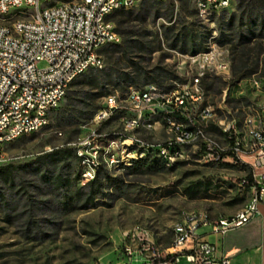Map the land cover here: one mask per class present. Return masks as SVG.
I'll use <instances>...</instances> for the list:
<instances>
[{
    "label": "rangeland",
    "instance_id": "374dc122",
    "mask_svg": "<svg viewBox=\"0 0 264 264\" xmlns=\"http://www.w3.org/2000/svg\"><path fill=\"white\" fill-rule=\"evenodd\" d=\"M56 1L68 0H52V3ZM142 1L133 9H138ZM160 11L167 15L165 5L160 7ZM235 15H239L237 0L232 8L209 18L198 14L192 0H180L175 4L172 22L166 21L165 16L149 17L147 32L151 39H160L161 48L149 60L140 63L147 71L159 68L172 73V79L166 85L188 83L197 75L196 65L189 60L191 54L169 48V42L162 34L163 27L173 23L178 25L181 20L185 25H196L209 33L207 43L199 52L207 50L213 43L226 51L230 72L216 74L206 71L202 76L204 105L210 106L213 115L201 124L206 136L214 139L221 150L218 153L206 151L197 141L195 144L199 145L186 144L184 158L172 164H167L154 149L149 156L133 165L112 168L108 170V177L102 180L103 188L96 197L98 206L95 207L83 208L81 202L65 206L69 196L62 195L57 187H51L48 194L37 199H59L62 209L55 218L37 215L35 219L40 221L43 216L46 220L54 219L53 225L43 220L38 223L41 226L28 231L25 220L8 218L0 213V264H118L125 256V246L132 244L138 247L144 238L154 242L163 259L173 245L175 223L182 221L188 213L206 211L213 215L219 210L222 214H231L248 203V188L243 180L248 178L252 158L244 124L249 115L256 121L264 119V76L262 64L255 73L244 78H240V72L233 74V67L238 68L240 52L246 49L251 60L244 72L253 69L259 49L263 51L260 57L264 56V34L259 36L260 28L256 26L254 34L247 32L252 39L241 44V27L236 18L223 37L221 25L230 23ZM20 16L17 13L11 15V20ZM0 22H3L1 16ZM100 55L105 66L108 61L106 52L101 51ZM39 66L44 67L45 63ZM92 69L96 68L79 76L68 91V95L74 94L81 102L68 106L67 96L50 112L46 127L6 147V160L0 165L28 163L39 154L70 147L75 151L67 159L71 163V184L73 189L82 186L79 180L76 184L74 182L81 168L72 143L88 133L91 126L88 112L100 106L107 95L117 94L124 98L131 88H136L120 90L98 82L88 84ZM155 119L157 117L152 122ZM228 125L230 129L226 130ZM119 130L122 126L118 119L100 128L106 135ZM127 135H134L155 146L169 137L167 129L159 124ZM234 141L239 144L237 149ZM26 180L31 181L32 178L28 176ZM136 229V239L131 241L126 233L134 234Z\"/></svg>",
    "mask_w": 264,
    "mask_h": 264
},
{
    "label": "built area",
    "instance_id": "2783aa9c",
    "mask_svg": "<svg viewBox=\"0 0 264 264\" xmlns=\"http://www.w3.org/2000/svg\"><path fill=\"white\" fill-rule=\"evenodd\" d=\"M142 0H0V163L6 147L17 139L41 131L50 112L66 98L73 82L91 68L103 67L101 50L121 37L110 19L118 10L134 8ZM174 2L180 0H160ZM235 0H192L198 14L209 18L232 8ZM20 14L11 20V15ZM197 75L188 83L166 89L154 83L131 88L124 98L109 94L90 120L85 137L73 142L80 165L82 185L93 181L100 168L110 170L135 162L157 150L167 164L185 156V145L197 141L206 151L219 152L220 145L206 136L201 124L213 113L204 105L202 76L206 71L228 74L226 51L216 43L207 50L189 55ZM45 63L40 67V63ZM153 122L152 120L156 118ZM118 119L122 130L109 135L100 128ZM159 124L167 129L168 140L157 146L134 135L140 128ZM247 146L252 158L253 181L248 203L229 215L213 217L206 211L188 213L174 225V242L161 259L154 242L142 239L138 247L125 246L118 264H230L214 256L215 248L201 239L200 227L209 225L224 234L254 218L264 195V119L245 120ZM230 126L226 127L229 130ZM61 134V133H60ZM232 139V138H230ZM236 149L239 144L234 141ZM134 234L126 233L131 241Z\"/></svg>",
    "mask_w": 264,
    "mask_h": 264
},
{
    "label": "trees",
    "instance_id": "16d2710c",
    "mask_svg": "<svg viewBox=\"0 0 264 264\" xmlns=\"http://www.w3.org/2000/svg\"><path fill=\"white\" fill-rule=\"evenodd\" d=\"M164 5L167 7V15L160 11V7ZM174 7V2L143 0L138 9H122L114 12L110 19L114 22L115 30L121 40L111 43L101 50L106 52L107 64L101 68L92 69L88 76V84L98 82L102 85L117 87L120 90L131 87L141 88L150 83L166 89L170 88L172 85H166V82L172 79V73L159 68L147 71L140 63L149 60L153 53L161 48L160 39L157 38V41L151 39L147 32L146 22L149 17L152 16L156 19L165 16L166 21L172 22ZM237 10L239 15L232 17L231 24L221 25L223 37L229 25L233 26L236 18H238L241 27L239 31L241 44L252 39V36L247 35L254 34L256 26L260 28L259 36L264 34V0H237ZM163 28L162 34L164 39L169 42V48L179 50L184 54L198 53L209 38V33L196 25H185L184 20H181L178 25L173 23ZM262 53L261 49L257 51L253 69L244 72L250 64L251 57L249 51L242 49L239 57L240 65L238 68L233 67V74L237 75L240 72L242 73L240 78H244L255 73L262 64L261 71L264 76V56L260 57ZM67 96L68 106L81 102L76 99L74 94H67ZM98 107L95 106L88 112L89 121ZM74 152V149L70 147L55 148L39 154L28 163L0 165V213L5 214L8 218L19 217L20 220H25L28 231L41 226L38 223L43 220L53 225L54 219L46 220L44 216L40 221L35 219L37 215L54 217L61 211L59 199L53 197L37 199L42 194H48L51 187H57L62 195L69 196V202L65 203V206H69L72 202H81L83 208L98 206L96 197L103 188L102 180L108 177V170L100 168L93 181L73 189L70 176L71 163L67 162V159ZM28 176L32 178L31 181L26 180ZM248 178L253 181L252 167ZM78 180H80V174L74 178L75 184Z\"/></svg>",
    "mask_w": 264,
    "mask_h": 264
},
{
    "label": "crops",
    "instance_id": "0c3cea01",
    "mask_svg": "<svg viewBox=\"0 0 264 264\" xmlns=\"http://www.w3.org/2000/svg\"><path fill=\"white\" fill-rule=\"evenodd\" d=\"M247 188L250 198V189ZM229 214H222L218 210L212 216ZM198 232L201 239L213 244L217 258L226 257L230 264H264V195L257 215L244 226L220 234L213 232L211 226L204 225Z\"/></svg>",
    "mask_w": 264,
    "mask_h": 264
}]
</instances>
